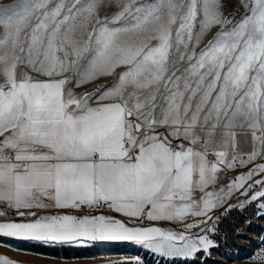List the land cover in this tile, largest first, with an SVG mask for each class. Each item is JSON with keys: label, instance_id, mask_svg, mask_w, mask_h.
I'll return each mask as SVG.
<instances>
[{"label": "snow or ice", "instance_id": "6c2138e0", "mask_svg": "<svg viewBox=\"0 0 264 264\" xmlns=\"http://www.w3.org/2000/svg\"><path fill=\"white\" fill-rule=\"evenodd\" d=\"M240 5L238 20L221 0H20L0 10V204L20 218L0 211V237L191 257L217 246L216 209L255 204L264 217V0ZM240 132L251 136L247 153ZM104 207L119 216L34 211ZM252 259L264 264V249Z\"/></svg>", "mask_w": 264, "mask_h": 264}, {"label": "rangeland", "instance_id": "374dc122", "mask_svg": "<svg viewBox=\"0 0 264 264\" xmlns=\"http://www.w3.org/2000/svg\"><path fill=\"white\" fill-rule=\"evenodd\" d=\"M20 0H0V10L17 5ZM222 12L230 19L238 20L244 9L240 0H221ZM116 11V4L100 10L101 16H111ZM217 31L213 28L207 38H211ZM206 38V39H207ZM202 41L200 47L206 43ZM29 74L41 77L36 73ZM3 78L0 77V80ZM113 77H100L81 87H74V91L95 90L97 87L111 85ZM163 131V129H161ZM251 150V136L247 132H240L237 137V151L249 152ZM230 178V177H228ZM226 183V180H225ZM229 203H236L235 197ZM223 208L216 209L212 215L219 216L215 225V234H210L216 247L208 253H198L191 257H166L153 251L132 244H88L75 245L47 244L14 238L0 237V255L19 261L20 264H253V257L264 249V217L257 215L255 204L241 210L233 208L224 213ZM211 226V225H209ZM182 228H177L181 231ZM199 229L194 232L199 233ZM51 245V244H49Z\"/></svg>", "mask_w": 264, "mask_h": 264}, {"label": "crops", "instance_id": "0c3cea01", "mask_svg": "<svg viewBox=\"0 0 264 264\" xmlns=\"http://www.w3.org/2000/svg\"><path fill=\"white\" fill-rule=\"evenodd\" d=\"M37 79H46L45 77H36ZM94 90H84V91H74V93L79 96L82 95L84 93H91ZM209 159H212V157H209ZM225 182V181H224ZM198 198V197H197ZM43 202L46 204H51V201L47 200V199H43ZM0 211H4L7 213L8 216L13 217L17 220H19V217L15 216V212L12 209L7 208L6 205L4 204H0ZM34 211L39 212L41 215H46V214H58V213H68V214H74V215H78V216H82L84 214H107V215H115V216H119V214H115V213H111L109 211V209L105 210V211H84V212H77L74 211L73 209H63V210H58V209H54V208H48V209H34ZM154 226H159L165 229H172V230H176L177 228H182V225H177V224H172L170 222H153ZM15 239V238H14ZM80 243H88V244H108V243H118V244H132V245H136L142 248H145L143 245H138L134 242H101V241H86V242H72V243H45L47 245L45 246H52V245H59V244H70V245H75V244H80ZM51 244V245H49Z\"/></svg>", "mask_w": 264, "mask_h": 264}, {"label": "built area", "instance_id": "2783aa9c", "mask_svg": "<svg viewBox=\"0 0 264 264\" xmlns=\"http://www.w3.org/2000/svg\"><path fill=\"white\" fill-rule=\"evenodd\" d=\"M242 153H247V152H242ZM107 207L101 208V209H96V208H83V209H73L74 211L77 212H84V211H105L107 210Z\"/></svg>", "mask_w": 264, "mask_h": 264}]
</instances>
